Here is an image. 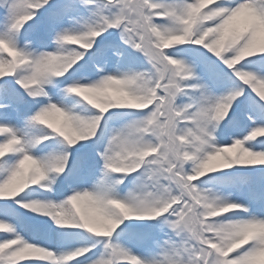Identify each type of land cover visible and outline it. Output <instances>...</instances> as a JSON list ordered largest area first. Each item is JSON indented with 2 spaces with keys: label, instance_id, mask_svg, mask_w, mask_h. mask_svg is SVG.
<instances>
[{
  "label": "snow or ice",
  "instance_id": "obj_1",
  "mask_svg": "<svg viewBox=\"0 0 264 264\" xmlns=\"http://www.w3.org/2000/svg\"><path fill=\"white\" fill-rule=\"evenodd\" d=\"M0 264H264V0H0Z\"/></svg>",
  "mask_w": 264,
  "mask_h": 264
}]
</instances>
